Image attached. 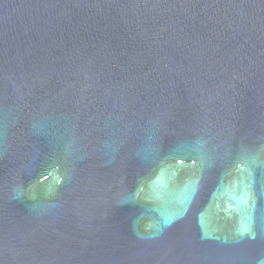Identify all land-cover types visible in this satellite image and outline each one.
I'll use <instances>...</instances> for the list:
<instances>
[{
  "label": "water",
  "instance_id": "water-1",
  "mask_svg": "<svg viewBox=\"0 0 264 264\" xmlns=\"http://www.w3.org/2000/svg\"><path fill=\"white\" fill-rule=\"evenodd\" d=\"M0 264H264V0H0Z\"/></svg>",
  "mask_w": 264,
  "mask_h": 264
}]
</instances>
